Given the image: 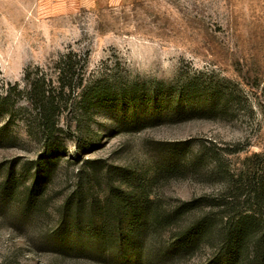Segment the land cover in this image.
Wrapping results in <instances>:
<instances>
[{
    "label": "rangeland",
    "instance_id": "rangeland-1",
    "mask_svg": "<svg viewBox=\"0 0 264 264\" xmlns=\"http://www.w3.org/2000/svg\"><path fill=\"white\" fill-rule=\"evenodd\" d=\"M59 64L83 82L59 93ZM48 80L57 88L28 94ZM52 103L50 154L39 123ZM78 187L84 208L65 210ZM115 192L139 224L127 256L126 218L103 202ZM198 223V241L172 251ZM241 229L253 255L264 237V0H0V264H210Z\"/></svg>",
    "mask_w": 264,
    "mask_h": 264
},
{
    "label": "trees",
    "instance_id": "trees-1",
    "mask_svg": "<svg viewBox=\"0 0 264 264\" xmlns=\"http://www.w3.org/2000/svg\"><path fill=\"white\" fill-rule=\"evenodd\" d=\"M51 82L52 80H48L47 84L45 83L46 85H44V83H37L34 81L30 82L28 94L34 95L36 88L42 87V88H49L50 90L57 88L56 85H54L55 87L54 88ZM57 82H58V86L60 87L59 93H62L63 90L72 91L75 84H80L83 82V78L79 76L78 78H76V81L74 82V75L72 71L66 69L65 65L59 64L58 70H57ZM46 92L47 91L45 89H42V94H45ZM33 103L34 105H37L35 101H33ZM58 109L59 107L53 105V103L50 107H47V106L44 107V105H41L40 107L41 122L39 123V127L42 130L41 132H42V135L45 141V146H44L45 152L48 153L49 151H51L49 152L50 154L52 153L53 149L51 146H49V140L51 139L55 131L58 129L57 122L55 120L56 111H58ZM47 162L48 160L43 161L42 165L40 164L36 166L37 175L34 178L33 187L38 188L43 185V177L45 179L48 176L49 171L47 173H44L45 171H42V172L40 171L42 170V168ZM91 176H93V183H91V185L93 186H91V188H93L94 186H98V185L100 186L101 181L98 179L97 174L91 173ZM12 179H13L12 174H8L6 176L7 184L5 187H7L10 184ZM112 191H113V188L111 190V193ZM84 196H85L84 191L82 190V188L78 187L77 190H75L71 194V196L65 199L64 204H63L64 209L66 210V208H73L76 211L82 210L85 205ZM103 199H104L103 202L105 201V204L107 205L108 203L109 204L113 203V209L116 210V212L114 211L116 216H119L120 218L121 217L126 218L125 226L120 225L118 229V234L121 237L120 238L121 250L127 256L129 248H122V247H124L128 242H130L131 238L136 235L137 233L136 231L138 229L137 226L139 225L136 222L134 223V219H130L131 216H128V210H129V206L132 200L130 197L126 200L125 198H123V194L118 193V192L113 193L112 196L110 194H105ZM139 210H142V209H139ZM105 215H107V213L104 214V216H102L104 223L101 224V226L96 231L101 239H104V233L107 229L106 224L109 219ZM92 218L94 220L95 217H92ZM246 226H249V225H246ZM202 229H203L202 223H198L194 225L192 228L188 230L184 238L185 242L184 243L181 242V248H178L177 245H174V246L172 245L171 246L172 251L182 252L184 250H187L188 243L194 244L195 242L198 241V237L203 231ZM244 231L245 229H241L240 232L237 231L238 233L233 234V236L229 239V241L224 247L226 248V250L224 252L223 258L215 259L219 256L218 254L220 253V251L218 253L217 251L216 252L214 251L213 256L209 259L208 262H210V264H264V237L262 236V240L260 244H258L257 250L253 252V255H251L249 251L242 250V237L245 235Z\"/></svg>",
    "mask_w": 264,
    "mask_h": 264
}]
</instances>
